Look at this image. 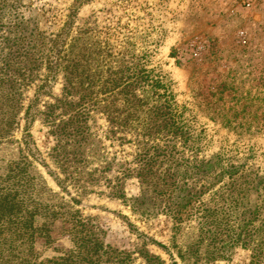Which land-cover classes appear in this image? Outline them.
I'll return each mask as SVG.
<instances>
[{
	"label": "trees",
	"instance_id": "trees-1",
	"mask_svg": "<svg viewBox=\"0 0 264 264\" xmlns=\"http://www.w3.org/2000/svg\"><path fill=\"white\" fill-rule=\"evenodd\" d=\"M75 13L72 9L53 37L40 35L39 44L27 40L32 34L26 36L21 23L7 26L1 42L0 139L15 141L20 88L34 67L44 73L24 108L16 155H0V264H128L130 254L105 242L104 231L76 204L97 186L123 197L122 182L130 175L140 183L130 209L141 217L163 213L174 223L171 246L161 245L170 264H210L227 259L238 245H250V264H263L264 172L247 171L243 163L225 161L217 153L200 154L170 81L132 54L129 42L115 50L94 25L72 30ZM19 54L22 65L15 63ZM58 75L61 94L34 111ZM37 114L54 141L49 153L54 169L47 172L59 192L34 165L39 156L28 124ZM97 114L106 121L104 139L134 144V167L115 169L114 160L106 158ZM68 188L76 191L70 201L62 195ZM61 236L72 246L40 261L38 242L50 245ZM140 254L146 264H166L148 250Z\"/></svg>",
	"mask_w": 264,
	"mask_h": 264
},
{
	"label": "rangeland",
	"instance_id": "rangeland-1",
	"mask_svg": "<svg viewBox=\"0 0 264 264\" xmlns=\"http://www.w3.org/2000/svg\"><path fill=\"white\" fill-rule=\"evenodd\" d=\"M75 1L0 0V43L7 26L21 23L27 29L25 35L32 34L27 40L39 44V36L53 37L74 9L72 30L83 24L94 25L115 50L129 42L132 54L170 81L200 154L217 153L225 161L243 163L247 171L264 172V0H83L86 2L79 5ZM31 51L37 54L36 47ZM22 57L17 55L16 65H22ZM43 73L39 66L34 67L32 78L20 88L22 111L20 125L13 132L15 141L0 139V155L6 158L17 153L23 111ZM50 90L34 111L61 94L60 75L52 81ZM95 119L96 131L104 139L105 118L97 114ZM28 128L39 156L35 167L49 187L61 191L47 172L48 167L54 169L49 157L54 141L47 125L37 114ZM104 143V154L114 160L115 169L134 167L133 143L118 145L107 139ZM122 191L124 196L117 197L105 186L91 188L80 197L76 208L104 231L105 242L130 254L128 264H146L142 249L170 264L162 246H171L172 219L163 213L141 217L130 209V200L140 193L134 175L123 180ZM75 194L68 188L62 195L69 200ZM261 197L264 199V195ZM189 225L193 228L195 222ZM58 238L50 245L38 242L40 261L72 246L66 236ZM182 239L176 235L178 243ZM170 251L174 253L173 248ZM250 256V245H238L227 259L210 264H250Z\"/></svg>",
	"mask_w": 264,
	"mask_h": 264
}]
</instances>
